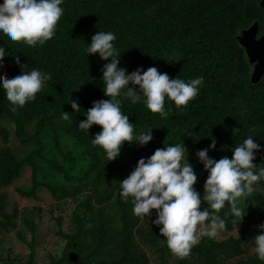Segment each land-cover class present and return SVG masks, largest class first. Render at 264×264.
<instances>
[{
    "label": "trees",
    "instance_id": "trees-1",
    "mask_svg": "<svg viewBox=\"0 0 264 264\" xmlns=\"http://www.w3.org/2000/svg\"><path fill=\"white\" fill-rule=\"evenodd\" d=\"M0 1V3H2ZM260 0H64L61 7L64 14L58 22L56 34L43 46H28L19 41H9L0 34V47H5L6 59L0 64V77L12 78L19 75L21 69L13 62V55L19 56L28 67L39 68L52 74V79L45 88L37 93L36 99L26 103L16 112H12L5 93L0 89V139L8 145L11 132L5 123H9L13 134L25 147L20 152L8 147L0 149V188L11 186L20 178L24 167H30V158L42 152L41 135L53 128V120L62 117V111L71 113L68 98L78 100L81 114L92 106L93 101L108 99L104 96L102 83L104 61L98 54L87 57L84 49L90 43L91 37L98 31H112L116 34L114 42L121 52L120 67L128 73L143 68L155 66L161 73H167L170 78L176 76L189 81L203 77V85L198 95L186 106H177L166 98V115L151 112L141 101L131 104L124 100L122 111L129 115V122L135 125V131L152 129V134L160 131H173L170 144L183 143L188 150V160L193 164L198 181L195 188L203 195V185L208 173L198 161L196 152L208 147L214 138L216 148L209 152L215 159L226 153L232 156L231 149L239 144L253 127L259 133L255 139L264 145V88L253 85L249 80V69L242 49L237 41L240 31L257 20ZM132 86V85H130ZM138 89V86H132ZM79 113H72L71 119L64 123V132L70 141L78 143L89 150L90 165L84 177L98 170L96 181L99 182L104 172L105 162L99 156V148L91 143L100 126L93 125L89 135L77 127L80 121L86 119ZM167 121H162L163 118ZM29 128L33 133L29 134ZM28 147V148H27ZM138 160L140 148L138 143L123 147ZM154 153V152H153ZM152 153V154H153ZM151 154V155H152ZM150 155V156H151ZM146 158V157H145ZM256 164H264V151L257 153ZM60 171L65 173L63 168ZM32 192L20 191L22 196L34 195L38 184L33 180ZM47 185V184H45ZM109 200L111 186L106 183ZM246 216L242 221L233 223L229 216L226 229L222 232L237 231L238 239L230 238L223 243L202 238L203 244L192 249L189 257L202 255L206 247L211 251L205 259V264L211 263L215 251L226 246H239L245 236H252V225L264 216V191L254 192L245 198ZM122 223V257L114 264H141L143 257L133 253L134 229L136 222L132 220L131 199H117ZM203 207H207L204 203ZM226 210L219 214L223 217ZM155 211L152 210L155 217ZM214 211V210H213ZM0 214L6 219L0 227L10 224V217L3 212V199ZM77 234L67 235L69 239L63 253V259L68 255L74 243L80 240L85 230V222L77 220ZM105 220H100L97 231V244L94 249L87 250L86 261L81 264H108L92 262V257L101 254L105 245L107 230ZM154 241L164 240L160 248L163 254L170 250L165 238L159 230H150L144 236ZM208 244H204L207 243ZM61 259V260H63ZM144 259V258H143ZM183 261L180 259L179 263ZM255 264L264 261L253 260ZM53 260L52 264H60Z\"/></svg>",
    "mask_w": 264,
    "mask_h": 264
},
{
    "label": "clouds",
    "instance_id": "clouds-1",
    "mask_svg": "<svg viewBox=\"0 0 264 264\" xmlns=\"http://www.w3.org/2000/svg\"><path fill=\"white\" fill-rule=\"evenodd\" d=\"M64 0H3L0 3V34L9 41H22L28 46H43L56 34L58 22L64 14L61 7ZM117 36L112 31H98L91 37L84 49L88 56L98 54L108 61L101 71L103 93L108 99L92 102L83 111L78 100L68 98L72 112L62 111V119L70 120L72 113L86 116L78 124V129L89 135L93 125L100 126L91 143L100 146L108 161H114L121 153L125 142L146 146L153 140L152 129L136 132L129 122V115L122 111V103L143 102L153 113L166 115V98L177 106H186L199 93L203 77L185 81L176 76L170 78L152 66L144 70L137 68L128 73L120 67V51L114 42ZM6 59L5 47H0V62ZM13 62L21 72L12 78L0 77V89L5 93L16 112L26 103L36 99L52 74L39 68L28 67L19 56L13 55ZM3 65L0 64V69ZM138 86V89L132 86ZM261 133L253 127L241 143L231 149L232 156L218 160L209 156L216 148L213 138L208 147L198 150L196 156L208 173L203 185V195L194 187L198 181L194 166L188 160L185 144H168L157 148L149 157H141L127 178L119 181V195L131 199L133 212L141 218H155L152 224L159 228L168 249L183 259L191 254L194 246L203 237L215 238L226 229L229 216L239 224L246 216L245 202L254 192L264 191V164H256L257 153L264 151V145L255 137ZM206 203L207 207L202 205ZM227 206L222 217L219 213ZM214 210V211H213ZM259 234L252 237L253 251L257 259L264 261V222L255 225Z\"/></svg>",
    "mask_w": 264,
    "mask_h": 264
},
{
    "label": "rangeland",
    "instance_id": "rangeland-1",
    "mask_svg": "<svg viewBox=\"0 0 264 264\" xmlns=\"http://www.w3.org/2000/svg\"><path fill=\"white\" fill-rule=\"evenodd\" d=\"M167 120V117L162 119L163 122ZM4 125L11 134L8 145L3 144L0 139V149L8 147L20 152L22 156L25 147L13 134L9 123ZM52 125L53 128H48L41 135V156H32L31 166L23 168L20 178L11 186L0 188V205L3 199V212L10 217L8 227H0V264H52L53 260H60V264H81L86 261L87 250L96 247L100 220L106 222L107 236L101 254L92 257V262L114 264L122 257V223L117 205V199L121 198L118 182L127 178L139 159H134L132 153L122 148L114 161H108L106 152L98 146V156L105 162V173L99 182L96 181L98 170L83 178L91 162L88 154L90 149L70 141L65 135L62 117H56ZM28 133L32 134L33 129L29 128ZM173 133H155L153 140L140 148V156L149 157L157 148L170 144ZM184 139V135L179 137L182 142ZM223 156L228 155L224 153ZM60 168L66 172L63 173ZM34 179L38 184L34 195L22 196L20 191L32 192ZM107 182L112 189L109 200L105 199L108 194ZM226 209L227 206L222 210ZM131 217L136 222L133 253L144 258L141 264L179 263L181 258L171 251L166 254L160 251L164 240L154 241L144 237L150 230H159L151 222L154 216L149 220L141 218L132 209ZM78 219L86 224L83 236L73 244L63 259L64 250L69 243L65 236L77 234ZM5 222L6 219L0 214V224ZM262 222L264 216L253 223L255 231L251 233L252 236H245L244 242L239 246L229 245L215 251L210 264H255L252 261L259 259L253 251L252 237L259 234L254 226ZM232 237L239 238L237 231L220 232L211 240L220 244ZM201 244L203 243L200 242L193 249ZM204 244L207 245L208 242ZM209 251L211 248L206 247L202 255L183 258L180 264H205Z\"/></svg>",
    "mask_w": 264,
    "mask_h": 264
},
{
    "label": "water",
    "instance_id": "water-1",
    "mask_svg": "<svg viewBox=\"0 0 264 264\" xmlns=\"http://www.w3.org/2000/svg\"><path fill=\"white\" fill-rule=\"evenodd\" d=\"M260 8L264 9V0H261ZM256 35L257 24L255 23L237 38L239 44L245 48L250 63L255 64V71L251 79L252 84L258 83L254 77L261 78L264 76V36L256 40Z\"/></svg>",
    "mask_w": 264,
    "mask_h": 264
},
{
    "label": "flooded vegetation",
    "instance_id": "flooded-vegetation-1",
    "mask_svg": "<svg viewBox=\"0 0 264 264\" xmlns=\"http://www.w3.org/2000/svg\"><path fill=\"white\" fill-rule=\"evenodd\" d=\"M0 1H2V0H0ZM260 2H261V0H260ZM260 2H259V4H258V11H257V16H259L258 19H257V20H254V21H253V22H252L247 28L242 29V30L240 31V34L237 36V38L241 36V33H242L243 31H246L247 29H249V28H250L253 24H255V23L257 24V35H256V40H259L261 37L264 36V9L260 8ZM238 43H239V42H238ZM239 46H240V48L242 49L243 57L246 59V62H247V64H248V69H249V72H248L249 80H250V82H252L251 79H252V75H253V73H254V71H255V64H251V63H250L245 48L242 47L240 44H239ZM254 78H255V80H258V83L253 84V85H256V86H259V87L264 88V76H262L261 78H259V77L256 76V77H254ZM257 78H258V79H257Z\"/></svg>",
    "mask_w": 264,
    "mask_h": 264
}]
</instances>
